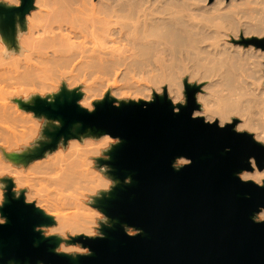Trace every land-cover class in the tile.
Wrapping results in <instances>:
<instances>
[{"label":"water","instance_id":"obj_1","mask_svg":"<svg viewBox=\"0 0 264 264\" xmlns=\"http://www.w3.org/2000/svg\"><path fill=\"white\" fill-rule=\"evenodd\" d=\"M34 1L0 2V33L13 38ZM248 40L264 49L263 37ZM184 88L185 107L174 103L166 88L150 99L118 100L107 92L93 102L91 114L79 103L82 91L66 85L53 95L16 99L48 123L43 139L24 151L6 152L8 159L26 165L55 150L61 140L108 133L118 140L107 157L96 160L107 166L114 184L93 196L92 205L106 216L100 234L44 238L42 227L56 224L55 217L26 200L25 190L16 193L12 177H3L0 264L13 258L17 264H264V221L252 219L264 208V179L240 176L253 168L252 157L264 167V145L253 133L237 131L236 119L218 129V120L193 118L200 108V85L185 78ZM170 101L179 115L171 112ZM50 123L63 126L49 129ZM184 157L191 163L177 164ZM18 194L23 196L17 199ZM62 241L88 251L58 254L54 248Z\"/></svg>","mask_w":264,"mask_h":264},{"label":"bare ground","instance_id":"obj_2","mask_svg":"<svg viewBox=\"0 0 264 264\" xmlns=\"http://www.w3.org/2000/svg\"><path fill=\"white\" fill-rule=\"evenodd\" d=\"M38 1L33 19L26 15L13 38L0 33V150L3 154L9 153L5 145L14 147L27 142L41 126L39 118L19 111L18 102H10L13 84L22 81L29 87L28 83H37L38 87L43 86V92L50 86L55 87L50 79L73 77L74 71L83 67L85 70L87 66L91 67L90 74H95L98 85H108L109 78L119 73L130 80L143 77L153 83L172 81L182 96L180 80L188 73L190 80L195 77L198 82L207 81L198 91L204 97L202 109L195 112L203 113L207 119L212 113L205 112V103H221L224 114L229 115L225 122L237 115L240 119L237 129L246 125L243 129L253 131L256 139L264 136V52L252 44L246 48L227 40L241 31L264 36V0ZM27 89L22 91L25 95ZM81 138L71 139L67 149L48 151L44 157L29 162V168L37 165L36 169L41 168L45 174L54 172L53 180L64 179L71 187V192L62 193L61 198L69 197L64 198L71 202L66 200L73 211L70 206V211L66 210L64 201L63 206L49 200L50 204H43L45 211L56 219L47 233L54 227H59L61 232L88 235L96 230L101 212L88 205L85 197L88 192L109 188L111 180L94 167L93 156L114 137L105 133L98 138L91 135L84 141ZM1 156L0 152V159ZM251 160L253 168L243 170L240 176L247 175L261 183L264 168ZM1 161L0 168L9 165L25 174L22 168ZM183 161L188 159H180ZM262 214L264 208L259 216ZM65 216H75L76 223L65 226ZM61 246L79 251L73 244L66 246L63 242Z\"/></svg>","mask_w":264,"mask_h":264},{"label":"rangeland","instance_id":"obj_3","mask_svg":"<svg viewBox=\"0 0 264 264\" xmlns=\"http://www.w3.org/2000/svg\"><path fill=\"white\" fill-rule=\"evenodd\" d=\"M208 1H213V0H208ZM2 2H6L8 4H19L20 3V0H2ZM34 4H35L34 8L30 11V13H28L29 15L32 16V19H33V14H34L36 8L39 6V1L38 0H35L34 1ZM42 8H44V7H42ZM28 14H27V16H28ZM234 35H230L227 40L229 42H231L233 45L234 44L235 45L236 44L237 45L240 44L242 47L244 46L246 48L248 46H250L251 44L252 45H255L256 47H260V46H257L253 41L248 40V39L252 38L253 36H258V37H263L264 38V36L258 35V34H244V31L239 32L237 34V36H234ZM260 48L264 52V49L262 47H260ZM87 67H85L86 68L85 70L83 69L84 68L83 67V68H80L81 70H79V71H74L73 72V77L70 76V78L69 77L66 78L65 76H62V78L61 77H54L56 80L58 79L57 82L55 81L54 78L53 79H50L49 81L51 83H53L52 85H55V87H51L50 86V89L49 90L48 89H44L43 92H42L43 86H42V88H40V85L38 87L37 86V83L35 84V83H32L31 82L32 84L30 85V83H28V85H29L30 88L32 86V88L34 89L35 86H36L37 88H40L41 90H38L37 88H35L34 90L32 88L30 89L26 85L27 83H24L23 84V83H21L22 81H20L18 83H14L13 84L14 87H12L11 89L12 90H13V88H15V89L13 90L12 94L9 96V100H10L11 103H17L16 99H18V98L24 99V98L27 97L26 100H31L33 98V96H35V95H42V96H48L49 94L50 95H53L54 93H56V92H58L60 90V88H61L62 85H66L70 89H72V88H78L80 91H82L83 96L80 98L79 103L81 105H83V106L88 107V108L89 107L93 108L94 107L93 102L96 101V100H99V99L103 98L107 92H110V94L113 95V96H115L118 100H121V99H126V100H128V99H140V98L150 99V98L153 97V95H154L155 92L163 93L164 89L166 88V91H167L168 96L172 99L175 96V91H177V89H178V86L174 82H172V81L161 80V81H163V83L161 81H157V82H154L153 83L152 81L150 82V80H144V78L143 79H140L138 77L134 78L133 80H130V78H124V77L120 76L119 73L116 74V75H113L112 77L109 78L108 85H106L107 83L106 84L104 83L102 85H100V84L98 85L97 84V81L98 80L95 79L96 78L95 74L94 75L93 74L92 75L90 74L89 69L91 67L89 69ZM88 72H89V74H88ZM96 75H98V76L100 75L101 77H105V78L107 77L103 73H97ZM89 76H91V77H89ZM185 78H188V73L183 74L182 77H181V80H180L181 81V84L183 86V97H184V101L183 102H186V94H185V88H184V79ZM52 80L54 82H56V83L54 84V82ZM188 80L191 83H197V84L200 85V89L198 91H200L201 90V87L204 84L207 83V81L198 82L199 80H197V79H191L190 80L188 78ZM147 81H149V82H147ZM19 84H20V86H18ZM22 84L23 85H26L25 88L23 87ZM33 84L35 86H33ZM48 85H50V84H48ZM9 87H7V88H9ZM16 87H18L17 88L18 90L20 88L21 89L23 88V89L21 91L19 90L20 92H18V91H16L17 90ZM27 88H29V90ZM45 88H48V87H45ZM24 89H27V91H25L26 92V95L22 92ZM9 91H10V89H9ZM15 91L17 93H15ZM197 94H198V92H197ZM197 94H196V96H197ZM177 102H181V101H176L174 103H177ZM199 103H200V108H199V110H196V111H201V109H202V101L199 102ZM18 107H19V111H24L25 113H30L32 116H35V117L39 118V120L41 122L40 130H39L40 133L38 132L37 134H35L27 142L26 141H23V142H20L18 145H15L14 146V149L15 148H19L20 151H24V150H26L28 148L34 147L38 143L37 140H41V139L44 138L43 128L47 125L48 119L46 117H44V116H36L33 111L26 110V109L20 107L19 105H18ZM234 119H236V123H235V128H236V125L240 122V119H239V117L237 115L233 116L230 119V121H228V122H232V121H234ZM214 120H218V122H219V118H215ZM228 122H225V123H228ZM242 130H245V131H248V132L253 133V131L248 130V129H242ZM39 134H40V136H38ZM90 136L91 135H89V136H82V138L80 140L81 141H84L86 138H89ZM100 136L101 135L95 136V137L98 138ZM33 138H34V140H33ZM70 140L71 139H69L66 143H64L61 140L59 142V144H58V147L55 150H53V151H57V149H59V148L67 149ZM117 140H118L117 138H114L113 141H110L109 144H107L105 146L106 148L105 147L102 148V150H101V152L99 154L93 156V161H94V164H95L94 167L96 169L102 171V173H104L108 178H110V177L106 174L107 166L105 164L100 165L97 162L96 158L97 157H107V155H106L105 152ZM21 143H23V144H21ZM22 145H23V147H22ZM13 151H15V150H13ZM0 152H1V155H2L1 156L2 159H0V161L2 160L1 162H10L15 167L22 168V169H20V168H18V169L22 170L23 172L25 171V174H23V173H20V172H17L16 170H14L12 166L2 165V167L0 168V189L2 190V191L0 190L1 191V193H0V201H3L4 200V191H5V188H4L5 187V183L1 179L3 177H12L13 180H14V182H15L14 190L16 191V193H19L21 190H25L26 200L29 201L28 198H29V196H31L32 197V200L31 201H34L40 207H41V205H43L45 203H49L50 204V202L51 203H54V204L55 203L61 204V205L58 204L59 206H63L66 203L64 206L66 207V210H68V212L70 210H72V211L74 210L73 207H72V205H70L71 202L68 200L69 197H65V195H63V198L65 197V198H68V199H65L64 198V200H63V198H61L62 193L63 194H68V193L71 192V187L68 185V183L66 182V180H64V179H57V178H56L57 179L56 181L53 180L52 177H51V175L54 172H52L51 175L50 174H47V173L45 174L44 173L45 171L43 172L41 170V168L39 169L37 167L38 169H36V166L37 165L34 168L35 170L33 168H29V164L32 161H34L35 159L32 160L30 163H28L26 165H24V164H17L15 162H13L12 160L8 159L5 156V154H3V152L1 150H0ZM9 153H11V152H9ZM252 158H253L255 164L257 165L255 158L254 157H252ZM181 163L182 162H180V160L177 162V164H181ZM263 168H261V169H263ZM31 169H33L35 171V173H36V170H38V171L40 170V171L39 172L37 171V173L35 174L34 171L31 170ZM29 170H31L33 172H31ZM28 172H29V174H27ZM54 179H55V177H54ZM110 180H111V183L109 185V188H101V189H98L97 192L96 191L95 192H88L86 194L87 196L85 197V202L88 205H90L91 207L97 209L96 207H94L92 205L93 196L98 195L100 193V191H102V190H108V189H110L111 186L114 184V181L111 178H110ZM55 195L57 196V200H55L56 199L55 198ZM58 197H60V198H58ZM47 200H49L50 202L47 201ZM66 200L68 202H70V203L67 204V201ZM62 201H64L65 203L62 204ZM55 205H57V204H55ZM69 206L72 209H70ZM67 207H69V208H67ZM42 208L44 210L46 209L44 207H42ZM52 211L54 212L55 210H52ZM98 211H100V210H98ZM49 214H51V213H49ZM51 215H53V214H51ZM256 216L257 217L259 216V212L256 214ZM0 219L5 220V218L1 215V213H0ZM101 221H106V216L102 212H101V216L98 217V224L95 226V229H96L95 232L92 233V234H89V235H97V234H100L99 227H100V222ZM48 227L50 228L51 225L50 226H43L42 227L43 230L45 231L44 232L45 234H58V235L62 236L63 238H69L70 235L77 234V233H72L71 231L68 232V230L66 232L59 231V232H55V233H52V232L51 233H47L46 231L48 230ZM128 230H129V232H132V233L135 232V229H133V228H128ZM63 242H64V245H66V246L67 245L68 246L69 245H72V243L70 244V243H67L65 241H62V243L60 244V246L58 248L62 249L61 248L62 247L61 245L63 244ZM73 245L78 246L79 247V251L74 250L71 253L87 252L88 251V248L82 247L80 245V243H75Z\"/></svg>","mask_w":264,"mask_h":264},{"label":"clouds","instance_id":"obj_4","mask_svg":"<svg viewBox=\"0 0 264 264\" xmlns=\"http://www.w3.org/2000/svg\"><path fill=\"white\" fill-rule=\"evenodd\" d=\"M0 2H2V0H0ZM141 79H143V77H141ZM192 79H195V77H193ZM161 82L163 83V81H161ZM179 93H180V89H177V94L175 95V100L176 101H181L182 102L181 103V107H185L186 104L183 103L184 97L182 95H180ZM203 100H204V97H201V96H199V94H197V101L198 102H201ZM45 102L55 103V100L52 99V98H47L45 100ZM170 103H172V102L170 101ZM116 107H119V106H116ZM174 108H176V107L174 106ZM204 108H205V112H211L212 113V114H210V115L207 116V121L209 123H211L212 121H214V119L216 117H219V126L220 127H223L224 124H225V121L229 119V115L224 114V108L222 107V104L221 103H217L215 105H209V104L205 103ZM94 111H95L94 108H91V107L88 108V112L90 114L93 113ZM201 115H203V113H199V112H193L192 113L193 118L198 117V116H201ZM62 126H63L62 124L50 123L49 124V129H52L53 127H55L58 130ZM36 127L38 128V125ZM243 127H246V125H242L240 128L237 129V131H241L243 129ZM35 134L36 133L33 132V135H35ZM257 139L262 143V145H264V136L257 137ZM53 142H54V137H53ZM5 146L8 147V151L9 152H12L13 150H15L16 152H19L20 151L19 148H15L14 149L13 146H9V145H5ZM229 150H230L229 148H225V151H229ZM37 163L39 164V163H42V162L41 161H38ZM182 163H189L190 164L191 163V160L183 161ZM173 170L174 171H178V169H176L175 167H173ZM242 179L243 180H248L249 177L247 175H244L242 177ZM262 187H264V185H262ZM21 196H23V194H18L16 198L17 199H20ZM28 199H29V201H31L32 200V197L29 196ZM2 204H3V201H0V207H2ZM41 207H43V205ZM35 209L40 210V208H35ZM49 217H51V216H49ZM252 219L254 221H264V214H262V215H260L258 217L257 216H253ZM76 220H77V218L75 216H73V217L65 216L64 217L65 226H67L68 224H75L76 223ZM4 222H5L4 220L0 219V223H4ZM112 224H113V220L111 222L107 223L106 226L111 227ZM34 230L37 231V232H40L39 229L34 228ZM59 231H60V228L59 227H54V228H51L49 230V232H52V233L59 232ZM41 235L44 238L52 237V236H48L45 233H41ZM54 251L56 253L60 254V253H70V252H73L74 250L73 249H70V248L60 249V248H56L55 247L54 248ZM73 257H75V256H73ZM7 264H17V261H16L15 258L9 259L8 262H7ZM36 264H44V261L43 260H37L36 261Z\"/></svg>","mask_w":264,"mask_h":264},{"label":"snow or ice","instance_id":"obj_5","mask_svg":"<svg viewBox=\"0 0 264 264\" xmlns=\"http://www.w3.org/2000/svg\"><path fill=\"white\" fill-rule=\"evenodd\" d=\"M171 112L179 115V112L181 111L179 108H174L173 105L170 103ZM218 129H224V127H220ZM31 205V204H26ZM32 206V205H31ZM33 207V206H32Z\"/></svg>","mask_w":264,"mask_h":264},{"label":"built area","instance_id":"obj_6","mask_svg":"<svg viewBox=\"0 0 264 264\" xmlns=\"http://www.w3.org/2000/svg\"><path fill=\"white\" fill-rule=\"evenodd\" d=\"M136 232V231H135Z\"/></svg>","mask_w":264,"mask_h":264}]
</instances>
